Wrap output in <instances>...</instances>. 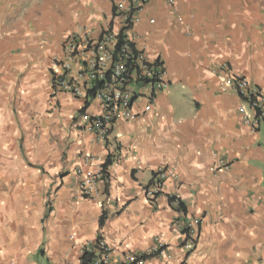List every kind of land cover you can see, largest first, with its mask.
<instances>
[{
    "label": "crops",
    "instance_id": "0c3cea01",
    "mask_svg": "<svg viewBox=\"0 0 264 264\" xmlns=\"http://www.w3.org/2000/svg\"><path fill=\"white\" fill-rule=\"evenodd\" d=\"M131 7L125 39L161 62L168 88L137 86L133 118L100 142L82 121L99 102L55 90L52 64L70 36L118 35ZM235 75L259 90V118ZM88 153L108 166L83 198ZM190 219L192 245L178 226ZM99 236L114 261L159 238L145 264H264V0H0V264H81L75 244Z\"/></svg>",
    "mask_w": 264,
    "mask_h": 264
},
{
    "label": "built area",
    "instance_id": "2783aa9c",
    "mask_svg": "<svg viewBox=\"0 0 264 264\" xmlns=\"http://www.w3.org/2000/svg\"><path fill=\"white\" fill-rule=\"evenodd\" d=\"M141 1L144 3L148 0ZM164 1L169 7L175 4V0ZM128 13L129 11L123 15V24ZM130 21L133 22L132 15ZM133 49L127 44L118 47L117 35L108 32H104L98 40L87 35L70 36L62 45L61 56L52 64L51 85L58 92L85 101L87 90L96 88L93 99L99 102L101 113L98 116L82 118L83 130L93 140L105 142L117 121H130L133 118L131 107L137 86L150 85L156 91L168 88L161 62L149 61L143 52L134 49L133 53ZM226 70L227 65L219 67V71ZM228 84L233 86L241 100L248 102L250 108L260 110V92L243 76H231ZM149 107L145 110H149ZM96 161L94 155L85 154L81 157V167L75 170L78 190L83 198L96 194L98 182L103 178L102 165H97ZM164 178V172L157 170L153 184L146 193L150 200H155L160 194ZM198 223L194 219L178 222L189 245L195 241ZM75 248L81 258L88 256L86 264H145L149 259L162 256L164 252L159 238H155L153 245L145 252L125 253L120 261H114L109 245L100 236L94 240L76 243Z\"/></svg>",
    "mask_w": 264,
    "mask_h": 264
},
{
    "label": "trees",
    "instance_id": "16d2710c",
    "mask_svg": "<svg viewBox=\"0 0 264 264\" xmlns=\"http://www.w3.org/2000/svg\"><path fill=\"white\" fill-rule=\"evenodd\" d=\"M135 12V9H133L132 7L129 9V13H128V17L126 18V22L123 26V28H121V30L119 31L118 35H117V46L120 47L123 44H127L129 45L132 49L133 46L130 45L126 39H125V32L128 31L131 28V21H130V17L131 15ZM133 53H135L134 49H133ZM96 88H92L91 90H87L86 92V100H85V104H88V100L93 99L94 94H95ZM256 112V117L259 118L260 117V110H255ZM108 166V162L106 161L103 165H102V170L104 172V170L106 169V167ZM168 203L169 206L172 208L173 211L175 212H184V206L181 204L180 201H178L175 197H169L168 198ZM88 261V256H82L81 258V264H86Z\"/></svg>",
    "mask_w": 264,
    "mask_h": 264
}]
</instances>
